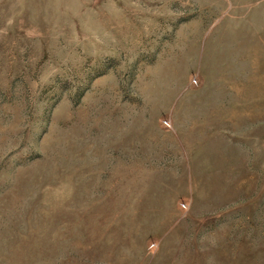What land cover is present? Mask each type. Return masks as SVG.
<instances>
[{
    "label": "rangeland",
    "instance_id": "1",
    "mask_svg": "<svg viewBox=\"0 0 264 264\" xmlns=\"http://www.w3.org/2000/svg\"><path fill=\"white\" fill-rule=\"evenodd\" d=\"M0 264H264V0H0Z\"/></svg>",
    "mask_w": 264,
    "mask_h": 264
}]
</instances>
